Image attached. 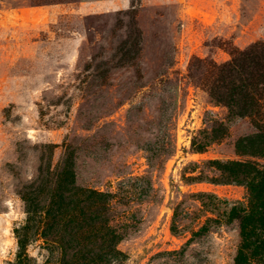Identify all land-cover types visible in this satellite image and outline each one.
Segmentation results:
<instances>
[{
	"label": "rangeland",
	"instance_id": "obj_1",
	"mask_svg": "<svg viewBox=\"0 0 264 264\" xmlns=\"http://www.w3.org/2000/svg\"><path fill=\"white\" fill-rule=\"evenodd\" d=\"M255 42L264 0H0V264H57L75 189L104 195L102 264H233L248 193L209 161L264 158L236 152L257 130L192 66Z\"/></svg>",
	"mask_w": 264,
	"mask_h": 264
},
{
	"label": "trees",
	"instance_id": "obj_2",
	"mask_svg": "<svg viewBox=\"0 0 264 264\" xmlns=\"http://www.w3.org/2000/svg\"><path fill=\"white\" fill-rule=\"evenodd\" d=\"M229 54L230 60L221 64L195 58L192 67H196L200 74L198 82L211 99L227 107L237 117L249 118L257 130L236 141V152L239 155L264 158V43L255 42L244 49L233 47ZM224 130L221 126V135L211 134V139H220L225 134ZM204 146L207 144L197 147L196 152H202ZM209 163L220 173L219 179H211L210 183H235L244 186L248 193L246 205L233 206L228 212V220L239 224L240 243L233 264H264V166L254 161ZM94 196L101 199L104 195L75 189L69 197L72 205L74 199L78 203L70 211L76 214H67L72 222V240L68 243L57 241L62 249L57 264H102L103 258L112 254L116 237L105 221L98 220L106 203L95 202ZM53 202L44 213V219L50 221L48 224H52L54 218L51 217L56 212V201ZM55 226L52 224L46 228L54 229ZM205 230L206 226H203L199 232ZM70 243L72 247H69ZM66 249H72V253H65ZM15 264H25V258L18 256Z\"/></svg>",
	"mask_w": 264,
	"mask_h": 264
},
{
	"label": "crops",
	"instance_id": "obj_3",
	"mask_svg": "<svg viewBox=\"0 0 264 264\" xmlns=\"http://www.w3.org/2000/svg\"><path fill=\"white\" fill-rule=\"evenodd\" d=\"M83 3H85V1H83Z\"/></svg>",
	"mask_w": 264,
	"mask_h": 264
}]
</instances>
